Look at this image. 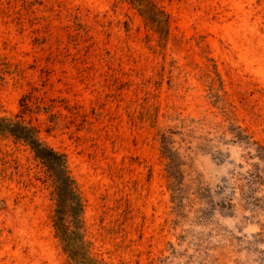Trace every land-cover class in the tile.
<instances>
[{"label": "rangeland", "instance_id": "rangeland-1", "mask_svg": "<svg viewBox=\"0 0 264 264\" xmlns=\"http://www.w3.org/2000/svg\"><path fill=\"white\" fill-rule=\"evenodd\" d=\"M0 0V118L65 155L90 264H264V0ZM54 183L0 133V264H75Z\"/></svg>", "mask_w": 264, "mask_h": 264}, {"label": "trees", "instance_id": "trees-1", "mask_svg": "<svg viewBox=\"0 0 264 264\" xmlns=\"http://www.w3.org/2000/svg\"><path fill=\"white\" fill-rule=\"evenodd\" d=\"M160 35L168 34L169 18L154 0H130ZM0 133L25 143L53 180L57 204L54 227L64 251L75 264H90L87 244L81 233L83 204L67 166L65 155L46 145L35 127L0 118Z\"/></svg>", "mask_w": 264, "mask_h": 264}]
</instances>
